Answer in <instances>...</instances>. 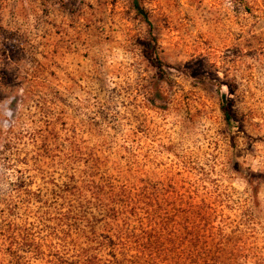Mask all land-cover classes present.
<instances>
[{"label": "rangeland", "instance_id": "1", "mask_svg": "<svg viewBox=\"0 0 264 264\" xmlns=\"http://www.w3.org/2000/svg\"><path fill=\"white\" fill-rule=\"evenodd\" d=\"M89 159L196 185L263 258L264 0H0V264L47 254L63 172Z\"/></svg>", "mask_w": 264, "mask_h": 264}, {"label": "trees", "instance_id": "2", "mask_svg": "<svg viewBox=\"0 0 264 264\" xmlns=\"http://www.w3.org/2000/svg\"><path fill=\"white\" fill-rule=\"evenodd\" d=\"M221 113L228 123L229 111L221 106ZM97 161H82L80 169L65 168L54 211L47 212V254L27 258L25 264H244L247 258H254L253 264L264 262V256L255 258L259 251L252 228L238 224L225 232L227 226L213 223L215 200L199 199L196 185L114 176ZM10 233L35 252L42 251L44 243L36 235L13 228Z\"/></svg>", "mask_w": 264, "mask_h": 264}]
</instances>
